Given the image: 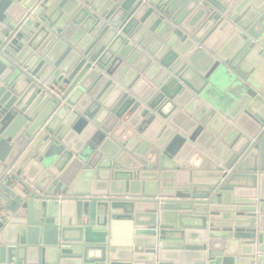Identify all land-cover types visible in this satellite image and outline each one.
<instances>
[{
  "label": "water",
  "instance_id": "95a60500",
  "mask_svg": "<svg viewBox=\"0 0 264 264\" xmlns=\"http://www.w3.org/2000/svg\"><path fill=\"white\" fill-rule=\"evenodd\" d=\"M0 264H264V0H0Z\"/></svg>",
  "mask_w": 264,
  "mask_h": 264
}]
</instances>
